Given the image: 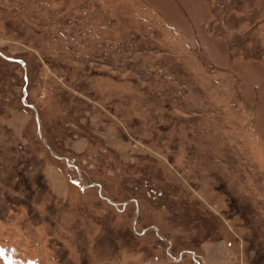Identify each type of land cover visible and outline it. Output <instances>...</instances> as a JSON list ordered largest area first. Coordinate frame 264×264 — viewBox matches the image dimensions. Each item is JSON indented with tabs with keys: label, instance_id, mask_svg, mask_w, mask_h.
I'll use <instances>...</instances> for the list:
<instances>
[{
	"label": "rangeland",
	"instance_id": "374dc122",
	"mask_svg": "<svg viewBox=\"0 0 264 264\" xmlns=\"http://www.w3.org/2000/svg\"><path fill=\"white\" fill-rule=\"evenodd\" d=\"M0 52V264H264V0H0Z\"/></svg>",
	"mask_w": 264,
	"mask_h": 264
},
{
	"label": "flooded vegetation",
	"instance_id": "af4514ba",
	"mask_svg": "<svg viewBox=\"0 0 264 264\" xmlns=\"http://www.w3.org/2000/svg\"><path fill=\"white\" fill-rule=\"evenodd\" d=\"M102 196V195H101Z\"/></svg>",
	"mask_w": 264,
	"mask_h": 264
}]
</instances>
